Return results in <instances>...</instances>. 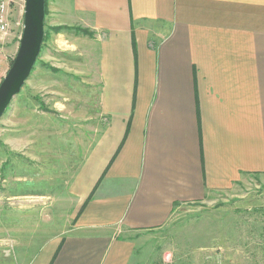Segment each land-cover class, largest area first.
<instances>
[{
  "label": "crops",
  "instance_id": "0c3cea01",
  "mask_svg": "<svg viewBox=\"0 0 264 264\" xmlns=\"http://www.w3.org/2000/svg\"><path fill=\"white\" fill-rule=\"evenodd\" d=\"M55 2L93 32L104 123L68 184L70 224L22 257L144 264L135 234L264 175V0Z\"/></svg>",
  "mask_w": 264,
  "mask_h": 264
},
{
  "label": "rangeland",
  "instance_id": "374dc122",
  "mask_svg": "<svg viewBox=\"0 0 264 264\" xmlns=\"http://www.w3.org/2000/svg\"><path fill=\"white\" fill-rule=\"evenodd\" d=\"M57 7L45 0L41 52L0 120V264H25L23 253L70 224L72 211L63 207L71 204L68 184L92 132L104 123L93 32L66 21ZM25 12L26 0H8L0 83L20 49ZM235 188L180 205L162 229L135 234L145 243L138 258L144 264H264V175Z\"/></svg>",
  "mask_w": 264,
  "mask_h": 264
},
{
  "label": "water",
  "instance_id": "95a60500",
  "mask_svg": "<svg viewBox=\"0 0 264 264\" xmlns=\"http://www.w3.org/2000/svg\"><path fill=\"white\" fill-rule=\"evenodd\" d=\"M45 0H26L24 32L20 49L0 83V119L30 77L44 39Z\"/></svg>",
  "mask_w": 264,
  "mask_h": 264
},
{
  "label": "built area",
  "instance_id": "2783aa9c",
  "mask_svg": "<svg viewBox=\"0 0 264 264\" xmlns=\"http://www.w3.org/2000/svg\"><path fill=\"white\" fill-rule=\"evenodd\" d=\"M8 29V0H0V34L7 33Z\"/></svg>",
  "mask_w": 264,
  "mask_h": 264
}]
</instances>
